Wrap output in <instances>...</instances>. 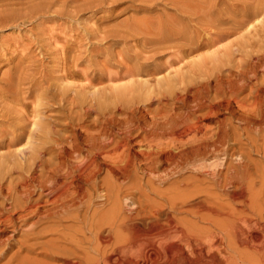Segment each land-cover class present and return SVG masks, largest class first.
<instances>
[{
    "label": "bare ground",
    "instance_id": "bare-ground-1",
    "mask_svg": "<svg viewBox=\"0 0 264 264\" xmlns=\"http://www.w3.org/2000/svg\"><path fill=\"white\" fill-rule=\"evenodd\" d=\"M165 1L174 18L133 24L143 49H128L126 83L97 71L75 83L68 62L31 83L30 114L19 94L7 104L0 264H264V159L254 167L242 143L264 153V0ZM188 169L196 177L180 180ZM136 239L155 244L127 246Z\"/></svg>",
    "mask_w": 264,
    "mask_h": 264
},
{
    "label": "rangeland",
    "instance_id": "rangeland-1",
    "mask_svg": "<svg viewBox=\"0 0 264 264\" xmlns=\"http://www.w3.org/2000/svg\"><path fill=\"white\" fill-rule=\"evenodd\" d=\"M47 1L50 2V5L46 4ZM73 1H75V2H73ZM98 1L97 0H78V3H77V0H43V1L42 0H27V1L26 0H0V101H1L0 103L4 102L6 107H7L6 108L5 105L4 106L2 105L4 103L0 104V111H1L0 112V134L2 133L1 134L2 136L0 135V139L3 137V135L5 133L7 134V132L12 129L13 126L11 127V124H15L14 123L15 120H13V118H12V116H14L13 112L11 113L7 110L8 109L7 104L11 105V104H13L12 102L15 101L14 98H12V97L16 96L15 97L16 100L19 96H20L19 98L25 99L26 103L24 105H22V107L25 106L26 108L25 107L24 108L26 110L27 109L29 110V112H28L21 107L25 114H26V112H28L30 114V112L33 110L32 108H34L33 106H35L34 103H36V97H35L36 93L35 92H36L37 84H35L36 86L35 85L32 86L31 83L32 84L34 82L39 83L43 79H48L47 78L48 75H49V79H50L51 76L53 77V76H58L60 74H63L64 73V72L62 73L63 67L66 64L68 65V62L71 65L70 67L71 68L73 67L72 69L78 73L75 77L76 80H74L75 83H78V84H82L83 81L85 83L88 80V79L84 78L86 74H89L91 72H96V71H97L96 73L101 74L105 78L104 84H106L107 82L109 83L110 82L109 78H112L113 76H114L113 78L117 77L120 79L119 76L122 74V72L123 71L125 72L128 69H131L132 66H134L133 64L136 62L132 58V55H130L132 53V50L134 52H138V51H141L143 49V45L141 43L142 41L140 40L142 34H140L139 32H140V30L144 29L143 27H144V25H146L144 23V21L147 24L148 23L151 24L150 23L151 21H149L150 19L151 20H157V21L152 22V24L155 22H156V24H158L159 22L166 21L163 19L164 17H165V19L172 18V17L169 18L168 16L172 15L173 11H176L175 5H172L171 2L165 1V0H163V1L162 0H158V1L154 0L156 3L152 0H150V1L148 0L149 3L147 2V0L146 1L145 0H142V1L136 0V2H135V0H104V1L98 0ZM159 1H161V2H159ZM140 2L141 3L143 2V3L141 4ZM75 4L78 7L77 10H76ZM147 4H148V6H147ZM29 5L31 7H28ZM60 6H61V8H60ZM71 6H73L74 8L72 9ZM79 6H82L81 9H79L80 8ZM46 7H47V9H44ZM66 7H67V9H66ZM173 7H174V9H173ZM85 8H87V9H85ZM152 8L153 9L155 8V9L153 10ZM65 9L67 11H65ZM33 13H34V15H33ZM166 15H168V16H166ZM174 16H173V18H174ZM137 17H139V19H138L139 23L137 21ZM143 17H145V19L147 18L146 20L149 19L148 22ZM159 17L162 19L159 20L158 19ZM155 18H157V19H155ZM135 20H136V22H135ZM133 24H135V25L139 24V26H140V24H143V27L142 28H139V26L135 27ZM156 24H155V26L153 24V26L156 27ZM119 25H120V27H119ZM132 25L134 26V28ZM150 26L151 25H149L147 27H150ZM153 26H151V27H153ZM127 34L128 35L131 34L130 37H127L128 36ZM137 34H138V36H137ZM139 34H140V36H139ZM131 46L133 47V49L128 52V49L129 48L131 49ZM135 46L137 47V49ZM134 52L132 54H134ZM129 56H131V57H129ZM74 57H75V60H74ZM167 57L168 56L161 57L157 61V63L165 62ZM69 60H71V61H69ZM150 60H152V59H150ZM72 61H73V63H72ZM63 63H65V64H63ZM68 67H69V65H68ZM94 69H95V71H93ZM85 71H89V73H87ZM34 72H36V74L38 73V75H35ZM39 72H41V74L45 73L44 74L45 78H44V75L39 74ZM84 72L86 73L85 75H84ZM124 72H123V74H124ZM79 73H81V74H79ZM27 74L30 75V77ZM21 76H23V77H21ZM39 76H41V78ZM42 76H43V78H42ZM26 77H27V79H26ZM29 78L30 79L36 78L37 81H34L35 80L34 79L32 82H30ZM77 78H78V80H77ZM121 78H123V77H121ZM126 78L127 79L122 80V82H121V79L120 80L113 79L112 84L113 85L119 84V82H120V84L126 83V80L129 81V79H128L129 77L127 76ZM70 80H72V79H70ZM12 82L14 84H11ZM109 84H111V83H109ZM30 86H32V89H31L32 91L29 90ZM16 88H19V89L17 90ZM34 88H35V90H34ZM5 92L8 96L5 94ZM8 93H10L11 96ZM15 93L17 95L19 94L18 97H17V95H15ZM2 96H5V98H3ZM6 97H7V99H6ZM32 99H35V100H32ZM33 101H35V102L33 103ZM15 103L17 104L18 101H16ZM154 106H155V104H154ZM4 108H6V109L4 110ZM8 113H11V114L9 115ZM3 115H5V116H3ZM32 118H33V116L30 119H32ZM12 121H14V122H12ZM208 122H210V121H208ZM246 142H248V141L244 135L242 143L244 145H246L245 150L251 154V155L249 154L251 160L252 159L256 160V161H254V160H252V161H254L253 166L257 167L256 163L260 162L262 158L264 159L263 156L260 157L264 153L258 151L254 147L251 148V145H249V144L247 145ZM244 148H245V146H244ZM248 149H250V152L248 151ZM3 150H5V148H3ZM257 151L259 152V154ZM231 157H235V156L229 155L226 159L231 161V159H232ZM232 161L234 163H236L235 161H237V156L235 157L234 160L232 159ZM262 164H264V162L258 163V169H261V167L262 168L264 167V165H262ZM259 165H260V168H259ZM189 170L190 169H188V171ZM188 171L186 170V173H189V174H186L185 172L183 173V174H186L188 177L186 175H182L183 177L185 176L186 178H183L181 176L180 180L196 177V175H194L192 173V171H191V173H190V171L189 172ZM192 174H193V176H192ZM144 187L147 188L146 186H144ZM195 192L192 194L193 196H196L197 194H199V195H197L196 197H193L194 200H193V198H191L194 203L190 202L191 200L189 199L190 204H193V205H195V203L196 204L201 203V200H203L205 198L201 192H199V191L198 192L195 191ZM153 193H155L156 195ZM153 193H150V195L148 196V199H150L152 202L155 201L156 204H158V205H161V203H162V206H163L166 201L164 200V203H163V198L160 200L161 196L159 197V194L157 196L156 192H153ZM200 193H201V196H203V198L200 196ZM200 197H201V199H200ZM199 200H200V202H198ZM102 201L103 200H101V199L96 201V205H98V206H99V204L101 205ZM129 203L131 204V201H129ZM167 204L168 203L165 204L166 205L165 208H163L164 206L162 207V210L165 209L162 212L163 214L161 216V218H163V219L165 216L169 215L170 213L172 215V211L170 210L171 208H167L168 207ZM178 206H179V204H178ZM131 207H133V204H131ZM160 208H161V206H160ZM164 213H167V214L165 215ZM176 214H178V213H176ZM185 215H187V216L184 218ZM190 215H192L191 218H190ZM176 216H178V215H176ZM182 216H183V219H186L189 217L188 219H190L192 222H195L198 220L196 215L194 216L193 214H186V213L183 214V213L179 212L178 217L182 218ZM136 218H134L132 221L136 222V220H135ZM195 218L197 220L194 221ZM144 219H142L143 222L144 221L146 222L147 220H149L147 218H146V220H144ZM138 220H139V222H138ZM142 220H140V218H137L136 223H139L138 225L141 224V226L147 225V223H145V222L143 224ZM135 222H132V223L135 224ZM196 223H199L198 225L202 224V226H203V223L200 221L195 222L194 224H196ZM198 225H196V226L202 227L201 225L200 226H198ZM153 239L157 243L155 246H159L158 243H165L166 242V239L163 240V238L160 236H158V238L155 237ZM158 239H162V240H160V242H158ZM152 240H151V242L155 244V242ZM136 241H137V239L134 241L135 243L133 242V240L130 242L128 241V243H131V244L127 243V246L133 247L135 245H138V246L139 245H144V246L147 245V242L145 243V241L144 242H142L140 240H138L139 242H136ZM163 241H165V242H163ZM167 241H168V243L170 242L168 239H167ZM193 241H194V243L195 242L199 243L198 239L196 241L195 240H193ZM201 241H203V240H201ZM149 242L147 245L148 247L152 246V244L149 245L151 243V242L150 243ZM173 242L174 241L171 240L170 243H173ZM181 242L185 243V241H178V240L175 241L174 243H181ZM123 245H124V243H123ZM125 245H126V243H125ZM152 248H153V246H152Z\"/></svg>",
    "mask_w": 264,
    "mask_h": 264
}]
</instances>
